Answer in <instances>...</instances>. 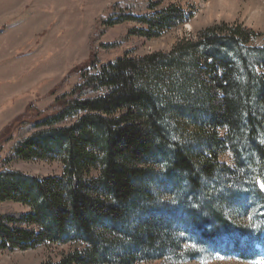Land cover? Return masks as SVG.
Listing matches in <instances>:
<instances>
[{"label":"trees","instance_id":"1","mask_svg":"<svg viewBox=\"0 0 264 264\" xmlns=\"http://www.w3.org/2000/svg\"><path fill=\"white\" fill-rule=\"evenodd\" d=\"M161 5L124 0L107 19L97 20L96 29L141 21L147 28L131 33L158 38L194 14ZM147 10L153 18L146 19ZM96 37L88 60L73 71L79 84L55 98L54 108L37 121L14 120L27 135L8 160H59L63 169L59 177L43 178L0 172V203L29 209L0 215V251L71 243L57 263L45 264L137 263L140 248L153 251L176 233L150 216L135 220L143 211L139 201L149 198V165H163L171 182L178 172L194 195L218 175L227 178L229 189L244 180L264 203L257 187L264 184V46L246 47L254 34L217 24L194 41H179L168 54L125 55L106 64L93 46ZM227 194L218 197L222 206ZM214 220L224 232L231 225L222 215ZM205 229V238L214 239L218 231Z\"/></svg>","mask_w":264,"mask_h":264},{"label":"rangeland","instance_id":"2","mask_svg":"<svg viewBox=\"0 0 264 264\" xmlns=\"http://www.w3.org/2000/svg\"><path fill=\"white\" fill-rule=\"evenodd\" d=\"M157 1L164 7L173 4L185 12L194 11L193 17L158 38L148 39L131 33L147 28L141 21L117 23L107 29L101 24L96 29L97 20L107 19L113 6L124 0H0V172L18 171L37 178L61 176L59 160H8L13 157L15 143L27 135V129L19 128L14 120L22 116L23 122L37 121L36 117L46 116L47 110L54 108L55 98L79 84L73 71L88 60L91 36L98 34L93 46L102 64L125 55L142 58L168 54L179 41H194L199 32L217 24L242 26L254 34L246 47L264 46V0ZM153 16L146 11V19ZM11 123L14 127L6 133L4 129ZM228 160L221 159V163L228 165ZM146 170L151 183L144 185V193L149 198L139 201L143 211L135 220L150 216L158 219L157 223L170 224L176 233L169 241L155 245L153 251L140 248L135 264H264V203L250 184L242 180L229 189L227 178L218 175L212 182H203L205 189L194 195L189 182L178 172L171 182L161 164L149 165ZM225 194L227 204L222 206L218 197ZM28 211L17 203H0V215ZM218 215L231 224L225 232L214 220ZM194 216L192 224L190 218ZM206 227L218 231L213 233L214 239L205 238ZM247 232L248 241L244 240ZM228 233L235 241H228ZM70 247L71 243H65L29 251H0V264L57 263Z\"/></svg>","mask_w":264,"mask_h":264},{"label":"water","instance_id":"3","mask_svg":"<svg viewBox=\"0 0 264 264\" xmlns=\"http://www.w3.org/2000/svg\"><path fill=\"white\" fill-rule=\"evenodd\" d=\"M257 186H258L259 192H261V194L264 196V185L262 184V182L259 181L257 183Z\"/></svg>","mask_w":264,"mask_h":264}]
</instances>
